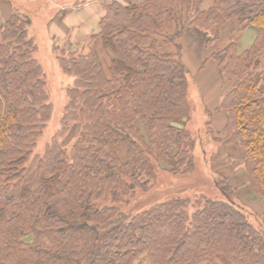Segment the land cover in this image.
<instances>
[{"label": "trees", "instance_id": "16d2710c", "mask_svg": "<svg viewBox=\"0 0 264 264\" xmlns=\"http://www.w3.org/2000/svg\"><path fill=\"white\" fill-rule=\"evenodd\" d=\"M104 8L80 51L53 45L71 82L43 153L54 108L31 22L15 11L0 26V264H264V223L226 178L212 171L215 192L195 200L154 185L164 173L172 182L192 176L189 190L204 183L180 43L195 28L211 48L238 20L257 29L253 44L229 40L210 59L232 83L219 105L226 144L246 151L250 187L264 196V0L206 9L199 0H105ZM75 125L70 154L62 139Z\"/></svg>", "mask_w": 264, "mask_h": 264}, {"label": "rangeland", "instance_id": "374dc122", "mask_svg": "<svg viewBox=\"0 0 264 264\" xmlns=\"http://www.w3.org/2000/svg\"><path fill=\"white\" fill-rule=\"evenodd\" d=\"M3 1L10 4L9 10L16 12L18 11L30 20V35L34 37L37 42V58L46 73L51 103L53 104L54 109L51 123L49 124L45 135L40 140L39 146L36 150L37 153H43L45 146L50 143L52 135H54L60 129L59 122L60 118L62 117L64 100L66 96L64 87L71 82V78L65 77L63 75L57 58L55 57L53 45L63 46L71 50L80 51L86 43L87 36L99 29L100 20L91 22L85 19H78L71 22V25L78 24V27L72 26L70 29L72 30L71 32L67 34L65 32L62 34V21L60 20V17H56V14H58L60 10L62 11L63 7L66 5L79 8L83 4L72 3L71 0H68V2L61 0ZM199 1L203 4V0ZM8 13L9 12H6V10L0 13L5 15L4 22L6 19H9ZM11 14L10 16H12ZM2 22L3 21L0 23ZM79 24L86 25V27L81 28ZM250 28L256 29L255 27ZM244 30V27L237 30V34H242L247 38L251 33L247 30ZM100 56L107 69L111 61L109 53L103 49H100ZM260 64L262 67H264V57L261 58L260 56ZM188 74L190 83L189 101L190 105L192 106L188 129L194 138H196V164L200 171L199 176L204 179V183L201 184L202 186L200 188L189 190L191 188V184L197 183L196 179H186L192 176H180V179L177 178L175 179V182H172L173 180L170 181L171 177H168L164 173L158 175L157 181L154 182V185L159 187L157 188L159 191L166 190V195L167 193L170 194V192L181 193L182 191V193L185 192V194L188 193L193 195V200H195L200 198L201 193L212 194L215 192L213 188L210 187V177H212L211 172L213 171L226 178L230 185L235 188V190H237V201L240 202V205L251 212L252 216L257 221L261 220L264 223V196L256 194L250 187L247 170L244 163L246 159V151L240 144H226L225 140L228 135L226 129L227 113L221 110L220 107L215 110L208 109L204 100V94L197 87L195 82L201 81L206 83L208 90L204 92L205 94H208L210 91L213 92L214 87L215 91L218 88L220 92L219 86H217L218 83L211 81L213 80V77L210 74L201 80L199 79L200 74L197 72L195 73L188 71ZM228 83V81L224 79L222 80V85L224 88V91L221 90L222 98L230 89H226L229 87V85L227 86ZM216 113H218V115L214 116ZM219 113L224 115L222 116ZM79 130L80 125H75L73 130L67 136H65L64 139H62V145L70 154L73 153V146L76 142ZM188 186H190L189 189ZM187 189L189 191H187ZM195 195L198 196L195 197ZM27 240L30 241L31 238H27ZM146 262L147 261L142 259L137 264H147Z\"/></svg>", "mask_w": 264, "mask_h": 264}, {"label": "crops", "instance_id": "0c3cea01", "mask_svg": "<svg viewBox=\"0 0 264 264\" xmlns=\"http://www.w3.org/2000/svg\"><path fill=\"white\" fill-rule=\"evenodd\" d=\"M61 1L68 2V0H61ZM86 1L87 2H85V4H83L79 8L73 6L70 7L69 5H66L63 7L62 11L60 10V12L56 14V17H60V20L62 21V29H63L62 34L65 32L66 34L71 32L72 30L70 29L72 28V26L78 27V24L71 25V22L73 21H76L78 19H85L87 21L93 22V21L101 20V18L105 15V8H104L105 0H86ZM71 2L73 3V0H71ZM199 4L202 9H206L212 6L213 0H203V4L199 1ZM9 9H10V4L3 0H0V13L6 10V12H9L8 18H10L11 17L10 14L14 13L15 11L13 10L11 11ZM0 16H1L0 22L3 21L2 23H0L1 26L8 19H6V21L4 22L5 15L0 14ZM79 26L81 28L86 27V25H80V24ZM242 28L243 27L238 22V20L228 22L222 28L221 31L222 42L220 41L218 44H216L211 48L207 47V41L205 39L204 33H202L199 30H196L195 28L188 29L181 40L180 58L182 62L185 64L187 70L189 72H195V73L197 72L198 74H200L199 76L200 80L205 78L208 74H210L213 77V80L211 81L218 83L217 86H219L220 92L218 88L215 91V87H214L213 92L210 91L208 94H205L204 92L208 90L206 83L205 82L203 83L201 81L195 82L197 87L201 90V92H203L206 106L210 110H215L219 107L222 98L221 90L224 91L222 85L223 78L221 77L220 74L221 69L216 62L210 59V55L213 50L224 48L223 46H225V44H228L229 40L235 38L239 39L241 50L248 49L255 41L258 32L257 29L247 27L245 28V30L249 31L251 34L246 38L242 34H237V30ZM97 30L94 31L93 33L97 32ZM89 36H87V38ZM262 57H264V50L261 54V58ZM228 85L229 87L226 88L227 90L231 88L232 83H228L227 86ZM217 115L218 113H216L214 116ZM220 115L223 116L224 114H220Z\"/></svg>", "mask_w": 264, "mask_h": 264}]
</instances>
